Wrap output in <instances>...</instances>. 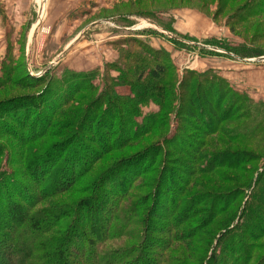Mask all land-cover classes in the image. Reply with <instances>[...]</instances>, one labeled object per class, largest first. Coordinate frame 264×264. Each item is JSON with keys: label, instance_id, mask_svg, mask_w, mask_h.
<instances>
[{"label": "trees", "instance_id": "obj_1", "mask_svg": "<svg viewBox=\"0 0 264 264\" xmlns=\"http://www.w3.org/2000/svg\"><path fill=\"white\" fill-rule=\"evenodd\" d=\"M236 18L238 24L249 29L263 27L264 0H247L236 8L232 22ZM154 21L177 38L154 30L181 46L228 55L188 42L198 41L241 58L264 56V52H244L249 49L246 44L233 47L224 42L181 36ZM160 53L128 46L121 55L126 64L113 66L118 74L107 77L106 95L100 97L89 95L96 90L94 71H70L58 80L49 68L42 76L28 73L26 77V83L37 88V93L0 101V120L7 123L4 130L19 140L15 146L9 145V149L8 145L0 144V264H164V261L173 264L170 256L165 257L173 242L189 246L196 238L204 239L197 264L218 261L219 249L225 256L222 264H264V243L260 241L264 237V154L256 151H264V101H255L239 90L229 97V81L214 71L213 75L202 72L203 86H193V78L178 76L168 55ZM186 73L196 76L192 71ZM120 86L127 93L117 98ZM62 88L67 92L64 96L59 92ZM199 90L203 93L202 101ZM175 101H178L176 108ZM151 102L158 108L148 111L140 121L138 118L144 112L140 104ZM165 109L168 111L162 114ZM172 111L178 121L182 116L184 120L200 119L210 126L204 130L206 134L222 132L228 137L219 140L223 145L231 141L256 150L243 148L220 153L216 141H207L209 148L204 151L205 144L192 146L191 151L195 152L192 167L185 163L184 171H180L186 179L180 172L164 166L165 158L159 160L168 151L158 143L151 150L126 157L97 176L87 178L97 159L115 148L110 142L114 141L117 128L121 134L115 144L119 146L129 135L135 139L168 128ZM89 122L90 127L97 125L109 131L108 139L102 135L105 142L94 131L97 149L76 140L81 131L92 134L93 129L86 126ZM58 126L73 132V138L35 146L39 138L55 136ZM23 130L27 132L25 136L20 133ZM180 132L182 127H177L162 141L178 149L172 141H183ZM5 156L8 166L13 167L11 170L1 167ZM158 162L162 167L154 168ZM222 166L245 176L252 175V180L245 177L249 180L245 185L241 183L220 193L199 181V175L236 181L221 172ZM145 187L150 188L148 193L142 190ZM221 214L226 217L215 225L219 232L206 229ZM160 225L169 229V235L158 247L163 238L160 234L164 233ZM121 240L123 244L113 246ZM213 247V254L208 257ZM257 250L263 253L258 255Z\"/></svg>", "mask_w": 264, "mask_h": 264}, {"label": "rangeland", "instance_id": "obj_2", "mask_svg": "<svg viewBox=\"0 0 264 264\" xmlns=\"http://www.w3.org/2000/svg\"><path fill=\"white\" fill-rule=\"evenodd\" d=\"M246 1L247 0H50L48 5V0H23L24 17L22 20H18L13 16L11 11L2 10L4 9L2 7L0 20L8 30L7 33L0 34V101L12 97L37 93L39 91L37 88L30 87L29 82L26 83V77L28 73L36 77L42 76L49 68H51L52 74H54L55 78L58 80L64 76L66 77L70 71L76 73H89L94 71L96 73V79L94 81L96 90L89 95L93 98L106 95V83L109 85L107 77L116 76L118 74L114 71L113 66L123 62L125 63V61L121 59V55L123 54V50L127 49L128 46L139 51L156 50L163 54H167L171 64L174 65L172 68L175 70V73L180 77L193 78V86L202 85V72L213 75L212 72L214 71L218 77H223L229 81L230 87L228 86V89H231L229 97L237 90H242V92L245 93H247V90L249 92L251 90L253 97L249 93L247 94L255 101H259L261 95L260 91H263L264 95V62H259L252 66V73L246 81L249 87L241 86L242 88H240L238 83H231L229 78L225 75L226 72L224 69L229 70V72H236L237 70L234 69H236L239 64L234 62L230 54L209 53L197 47L188 48L181 46L164 36V34L162 35L154 30L157 28L153 25H158L154 21L156 20L165 27L173 29L181 36L194 38L200 41L224 42L233 47L246 44L249 46V49L244 50L246 53H250L252 50H254V53L264 52V25L260 28L257 26L249 29L245 24H238V18L232 22L231 16L236 13V8ZM37 3H40V5ZM5 4L9 5L8 2H3V6ZM40 7L43 10V17L40 19V27L36 34H27L26 30L28 24L35 13L37 14V22ZM48 7L49 14L47 15ZM134 13H138L139 15L136 16ZM123 16L125 18H123ZM142 16H148L150 19L142 18ZM95 21H99L98 24L90 26ZM136 21L137 23L132 27L138 30H127L130 24ZM44 24L45 26L43 30H41ZM139 26L141 27L139 28ZM159 27L163 29V27ZM158 30L163 32L160 29ZM163 30L167 32V35L171 34L176 36L166 29ZM32 37L33 41H31ZM29 38L31 45L27 44ZM188 42L196 45L195 41ZM197 43L201 44L202 42L197 41ZM68 45L71 46L68 47ZM203 46L209 48L213 47L205 44ZM219 49L218 51L220 52L224 50L221 48ZM187 71H192L196 76L186 73ZM255 71L259 72L257 73ZM242 85L246 84L244 83ZM64 89L65 88L59 90L60 93L61 91L63 92V96L67 93L64 92ZM125 89L124 86L117 88V98L127 93ZM197 93L202 101V91L199 90ZM61 101L58 99V102ZM174 104L176 108L178 106V101H175ZM140 107L144 110L142 116L138 118L140 121L143 120V116H145L148 111L158 108L157 104L153 102L148 105L140 104ZM166 111H168V109L163 110L162 114ZM171 113V124L168 128L166 127L164 130L154 131L148 135L146 134L143 137H137L135 139L132 135H129V138L124 140L119 146H117L115 142L121 132L118 128H114L113 131L116 129L114 141H111L110 144L114 145L113 147L115 148L108 153L102 154L99 159H97L92 170L89 171L87 178L97 176L126 157L145 150H151V148L158 145V143L165 147L166 152L168 151L166 155L160 156L159 160L165 158L166 161L163 163L164 166H169L170 169H174L175 173L184 171L183 167L185 163L188 164L189 168L192 167L191 163L193 162L195 152L191 151V147H196L197 144H205V146L203 145L204 151L209 148V145H206L207 141H216L219 145L217 152L220 153H229V151L247 148L234 144L231 141H225L227 143L223 145L219 143V140L222 138L228 139V137L222 132L219 131L211 135L206 134L204 130H207L210 126L202 123L200 119H185V121L182 116L178 121L176 117H174V111ZM220 115L222 114L219 113V116ZM0 122L2 123V125L0 123V144L8 145V149L9 145H17V141L19 140L13 138L11 136L12 134L10 135L4 130L7 128L6 121L1 119ZM86 126L93 129L92 134L81 131L76 140L84 141L88 147L92 145L94 149H97L98 143L97 134L94 132L95 130L99 136L105 135L108 139L109 131H105L104 127L103 130L97 125L95 127H90V122L87 123ZM177 127H182L180 138L183 139V141H172L173 146L177 145L180 147L175 149L170 143L169 146L168 144L165 145V141L162 140ZM56 129L57 134H55V136L46 135L44 138H39L35 146L45 141H63L66 137H69V140L73 138L71 135L73 132L69 129L60 128L59 126L56 127ZM20 133L25 136L27 132L23 130V132ZM93 139H96V143H92ZM101 139L102 142H105L103 136ZM79 148L82 150L81 146H79ZM247 149L256 150L250 147ZM256 151L260 154H264V151ZM82 153H84V150H82ZM224 158L226 162L228 156ZM1 164V167L3 166L8 170L13 168L10 165L8 166V156L3 158ZM162 165L161 162H158L154 168L159 169ZM15 167L16 166H14V168ZM19 167L20 166L16 168ZM221 172L228 176H233L236 181H220L217 180L216 175H199L198 179L199 181L207 183L210 189L215 193L233 189L241 185V183L245 185V181H249L245 177L250 178V181L252 180V175L245 176L238 170L224 166H222ZM180 174L185 176L186 179L188 178L181 172ZM169 178L170 177L167 176V180H169ZM24 180L28 182L26 178H24ZM142 190L148 193L150 188L145 187L146 191L144 189ZM134 192L135 191H133V193ZM233 210H235V208H233ZM225 217L226 215L223 214L215 216L211 220L212 223L206 229H215L216 232H219L215 225ZM161 228L164 233L160 234L163 238L158 241V247H160L161 241L169 235V232H167L169 229L167 227L163 226ZM138 230H140V228ZM172 233L176 234V230L173 229ZM217 235L219 236L218 233ZM217 235L215 237H217ZM260 241L264 243V237H262ZM123 242L124 240L118 241L113 246H118L123 244ZM178 242L171 243L172 246H170L169 250L165 253L166 259H168L167 256H170V259L174 260L173 264H178V261L184 262L183 264H197V257L201 252L200 250L203 248L204 239L197 240L196 238L189 246L185 243ZM214 247L209 250L208 257L212 256ZM194 248L197 250H195V253H193ZM156 251H158V249ZM257 251L258 255L263 253L262 250ZM162 253L163 252H161V254ZM216 255V259L219 260H214L213 264H222V260L225 257H222V250L219 249ZM180 258L183 259V261ZM61 260L63 261L64 259ZM198 261L200 262V259ZM164 264L168 263L164 261ZM169 264H171V261Z\"/></svg>", "mask_w": 264, "mask_h": 264}, {"label": "crops", "instance_id": "obj_3", "mask_svg": "<svg viewBox=\"0 0 264 264\" xmlns=\"http://www.w3.org/2000/svg\"><path fill=\"white\" fill-rule=\"evenodd\" d=\"M22 1L23 0H0V13H1V8L3 7L4 9H2V10H8L9 12L11 11V13L13 14V16H15L18 20H22V18L24 17V6L22 5ZM103 1V0H102ZM3 2H8L9 3V5H4L3 6ZM12 2V3H11ZM49 3H50V0H48V5H49ZM38 5H39V3H37ZM49 14V7H48V12H47V15ZM0 17H1V15H0ZM36 18H37V14L35 13V15L33 16V18L31 19V21L29 22V24H28V28H27V30H26V32H27V34H31V33H33L34 32V30H35V27H36ZM1 19V18H0ZM103 20V19H102ZM98 22L99 21H95V22H93L92 23V25H90V26H94V25H96V24H98ZM44 26H45V24L43 25V27H42V29L41 30H43V28H44ZM133 27H134V25H133ZM132 26L131 27H129V29H127V30H129V31H135V30H138V29H134ZM7 27H5V25H3V23L1 22V20H0V34H2V33H7V30L8 29H6ZM140 30V29H139ZM27 44L29 45L30 44V38H29V41L27 42ZM70 44V43H69ZM201 44H203V43H201ZM198 45V44H197ZM204 45V44H203ZM203 45H200V46H203ZM65 48V47H64ZM214 50H216V49H214ZM218 51V50H217ZM221 53H227V54H230L231 55V57H233V60H234V62L236 63V64H238L237 65V68L236 69H234V70H237L236 72L234 71H231V72H229V70H227V69H224V71L226 72L225 73V75H226V77H228L229 78V80L231 81V83H238V86L240 87V88H242L241 86H246V87H249V85H247L248 83H246V81L248 80V78L250 77V75H251V73H252V66L254 65V64H257V63H259V62H264V59H262V58H241V57H238V56H235V54H233V53H229V52H227L226 50H224L223 52L221 51ZM256 62V63H255ZM239 66V67H238ZM214 69H216V68H214ZM217 70H219V69H217ZM242 70V71H241ZM241 71V72H240ZM255 72H259V71H255ZM261 72V71H260ZM238 78V79H237ZM236 80H238V81H236ZM246 84V85H242V84H244V83ZM247 90V89H246ZM240 91H242V90H240ZM261 93V95H260V98H259V100H262V101H264V95H263V91H260ZM247 93H249L252 97H253V93H252V91L250 90V92L247 90Z\"/></svg>", "mask_w": 264, "mask_h": 264}, {"label": "water", "instance_id": "obj_4", "mask_svg": "<svg viewBox=\"0 0 264 264\" xmlns=\"http://www.w3.org/2000/svg\"><path fill=\"white\" fill-rule=\"evenodd\" d=\"M39 5H40V3H39ZM39 12V11H38ZM42 17H43V10L41 9V7H40V13H39V16H38V19H37V22H36V27H35V30H34V32L32 33V34H36L37 33V30H38V28L40 27V19H42ZM157 29H160V30H162L164 33H166L167 34V32H165L163 29H161L158 25H156V24H153ZM85 31V30H84ZM169 36H171V37H174V38H177L176 36H173V35H171V34H168ZM79 38V37H78ZM31 41H33V37L31 38ZM196 44H198L199 46L200 45H203V44H200V43H196ZM30 45H31V43H30ZM69 46H71V45H68V47ZM212 49H216V50H220L219 48H217V47H211ZM67 49V48H66ZM65 49V50H66ZM224 51V50H223ZM260 58H262V59H264V56H262V57H260Z\"/></svg>", "mask_w": 264, "mask_h": 264}]
</instances>
